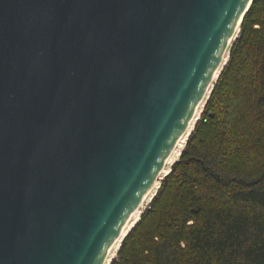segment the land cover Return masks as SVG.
Returning a JSON list of instances; mask_svg holds the SVG:
<instances>
[{
	"label": "water",
	"instance_id": "1",
	"mask_svg": "<svg viewBox=\"0 0 264 264\" xmlns=\"http://www.w3.org/2000/svg\"><path fill=\"white\" fill-rule=\"evenodd\" d=\"M253 2L0 0V264L106 263Z\"/></svg>",
	"mask_w": 264,
	"mask_h": 264
},
{
	"label": "trees",
	"instance_id": "2",
	"mask_svg": "<svg viewBox=\"0 0 264 264\" xmlns=\"http://www.w3.org/2000/svg\"><path fill=\"white\" fill-rule=\"evenodd\" d=\"M200 117L111 264H264V0Z\"/></svg>",
	"mask_w": 264,
	"mask_h": 264
},
{
	"label": "bare ground",
	"instance_id": "3",
	"mask_svg": "<svg viewBox=\"0 0 264 264\" xmlns=\"http://www.w3.org/2000/svg\"><path fill=\"white\" fill-rule=\"evenodd\" d=\"M239 31V30H238ZM227 57V56H226ZM225 62H227V58L224 59V61L222 62V65L220 67L219 70V74L221 72V69L223 68V66L225 65ZM218 74V75H219ZM217 79V75L216 78ZM214 79V81H215ZM211 93V89L210 91L206 94V96L203 98V100L201 101L195 115L194 118L192 119L187 131L184 133V135L182 136V138L179 140V142L176 144V146L174 147L170 157L168 158L166 165L164 166L161 174H160V178L158 179V181L155 183V185L153 186V188L150 190V192L147 194V196L144 198V200L141 202V204L136 208V210L133 212V214L130 217V220L126 226V228L124 229L123 233L120 235V237L116 240V242L114 243V245L112 246L111 250H110V254L108 256V259L106 261L105 264H111V262L114 260V258L117 256V253L120 250L121 247V243L123 242L124 238L129 234V232L135 227L136 224L139 223L141 215L143 214L142 211V205L146 202V203H151L154 196L156 195L158 189H159V182L162 181L163 179H165V177L170 174L171 172V168L172 166L177 163L181 157V154L183 153L186 144L188 142V139L190 137V135L192 134V131L194 129V125L195 123L199 120L200 117V109L201 107L207 102L209 96ZM147 205V204H146Z\"/></svg>",
	"mask_w": 264,
	"mask_h": 264
},
{
	"label": "rangeland",
	"instance_id": "4",
	"mask_svg": "<svg viewBox=\"0 0 264 264\" xmlns=\"http://www.w3.org/2000/svg\"><path fill=\"white\" fill-rule=\"evenodd\" d=\"M227 58V62H228V60H229V58L228 57H226ZM227 62H225V65L227 64ZM224 65V66H225ZM224 66H223V68H224ZM223 70V69H222ZM207 103V102H206ZM206 103L201 107V109H200V116H202V114H203V112H204V109H205V106H206ZM201 117H199V119H200ZM199 121V120H198ZM198 121L195 123V125H194V129H193V131L195 130V127H196V124L198 123ZM193 131H192V133H193ZM187 145V144H186ZM162 182L163 181H160L159 182V186L158 187H161L160 185H162ZM147 202V201H146ZM144 203L143 205H142V211H143V213H145L147 210H149L150 208H151V203ZM147 204V205H146ZM121 249V248H120ZM120 251V250H119ZM117 257H118V254H117V256L114 258V260L115 259H117ZM113 262V261H112Z\"/></svg>",
	"mask_w": 264,
	"mask_h": 264
}]
</instances>
